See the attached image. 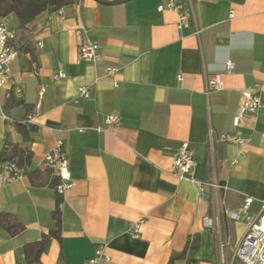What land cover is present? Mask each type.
Instances as JSON below:
<instances>
[{"label": "crops", "instance_id": "0c3cea01", "mask_svg": "<svg viewBox=\"0 0 264 264\" xmlns=\"http://www.w3.org/2000/svg\"><path fill=\"white\" fill-rule=\"evenodd\" d=\"M182 1L192 15L181 33L169 0H70L25 28L13 13L2 19L15 30L19 53L0 88V150L9 140L32 156L24 176L12 181L0 163V211L24 226L16 234L0 226V264H30L26 246L56 229L59 200V236L50 235L34 264H90L99 246L105 254L95 264H219L224 201L235 210L252 196L249 214L259 215L264 0ZM87 41L102 45L98 62L79 59ZM109 66L118 69L115 79L104 75ZM60 70L66 76L56 78ZM213 74H223L224 85L208 92ZM81 86L91 87L90 98L79 97ZM246 90L259 93L263 105L236 125ZM110 114H120V122L99 130ZM20 125L30 128V141ZM226 133L246 142L222 140ZM58 141L73 182L64 195L56 191V168L45 161ZM184 142L203 189L172 172ZM228 226L239 240L246 218ZM192 242L185 258L170 262Z\"/></svg>", "mask_w": 264, "mask_h": 264}, {"label": "built area", "instance_id": "2783aa9c", "mask_svg": "<svg viewBox=\"0 0 264 264\" xmlns=\"http://www.w3.org/2000/svg\"><path fill=\"white\" fill-rule=\"evenodd\" d=\"M167 7L178 12V30L180 33L183 27L189 22L191 18V11L186 8L182 0H169ZM164 9L163 6L159 7ZM80 32V29L77 30ZM199 29L196 30L198 34ZM16 37V32L13 28L9 27L7 23L0 20V88L5 86L11 78L10 64L18 56L19 49L13 44V39ZM79 59H84L92 62H98L102 58V45L94 42L87 41L80 45L78 48ZM235 66L234 61L227 63V69L230 70ZM118 74V69L115 67H107L104 75L108 78L115 79ZM65 72L60 70L55 74V77H64ZM99 77L96 78V82ZM224 85L223 74H213L208 77L207 91L220 89ZM260 88L261 85L258 84ZM45 88L40 89V95L44 92ZM79 97L90 98L92 90L90 86H81L78 88ZM263 102L259 93L246 90L243 92L242 102L239 106L235 124L240 125L242 120L250 114L257 113L262 107ZM3 118H9L4 112L1 115ZM36 113L30 114L26 121H33ZM120 114H110L106 117L105 123L107 127H99V130L107 131L109 127L120 122ZM222 140L229 141L235 144H243L246 139L237 133H226L221 136ZM45 161L48 165L56 168L59 182L56 185V191L59 195H64L72 187L73 182L69 168V158L67 152L63 149V141H58L56 148L48 152L45 156ZM197 160L194 151L190 148L188 142L182 143L178 148L177 154L173 161L172 172L180 179L190 180L200 185L203 189L204 184L194 177L195 167ZM6 171V180L12 181L24 176V168H19L13 162L4 163ZM214 188H224L227 186L219 184L216 181L209 183ZM254 198L252 196H245L243 203L237 209H231L224 201L223 211L225 214L226 224L225 228L219 227V249L222 262H226L224 250L231 248V256L228 257L227 264H264V200L262 209L259 215L252 217L249 214V208ZM243 217L247 221V229L245 234L239 240H234L232 233L228 226V221L241 220ZM138 231V230H137ZM105 254V247L99 246L96 250V256L89 259L90 264H95L97 259Z\"/></svg>", "mask_w": 264, "mask_h": 264}, {"label": "trees", "instance_id": "16d2710c", "mask_svg": "<svg viewBox=\"0 0 264 264\" xmlns=\"http://www.w3.org/2000/svg\"><path fill=\"white\" fill-rule=\"evenodd\" d=\"M70 0H0V20L9 14H15L19 20L20 27L25 28L32 23L41 13L45 11H54L67 4ZM20 130L25 141H30V128L20 125ZM32 153L26 147H20L7 140L6 145L0 150V163L8 161L15 163L19 168L26 166L31 159ZM60 200L54 210L56 220V229L52 230L50 235L59 236L61 227ZM0 226L7 228L12 234H16L23 229V225L11 214L0 211ZM50 235L45 234L41 240L30 243L26 246L27 258L30 264L39 260L40 254L46 249ZM189 247L193 248L194 242L189 244L182 252L172 256L170 262L176 258H185Z\"/></svg>", "mask_w": 264, "mask_h": 264}, {"label": "rangeland", "instance_id": "374dc122", "mask_svg": "<svg viewBox=\"0 0 264 264\" xmlns=\"http://www.w3.org/2000/svg\"><path fill=\"white\" fill-rule=\"evenodd\" d=\"M224 255H225L226 262H222V259L220 258L219 259V264H227L228 257L230 258V256H231V248L225 249L224 250Z\"/></svg>", "mask_w": 264, "mask_h": 264}]
</instances>
